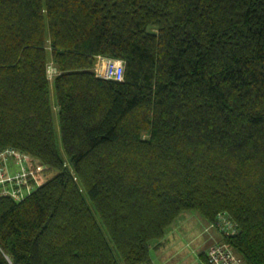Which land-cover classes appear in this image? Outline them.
I'll list each match as a JSON object with an SVG mask.
<instances>
[{
  "label": "trees",
  "instance_id": "16d2710c",
  "mask_svg": "<svg viewBox=\"0 0 264 264\" xmlns=\"http://www.w3.org/2000/svg\"><path fill=\"white\" fill-rule=\"evenodd\" d=\"M6 149L53 176L0 197V264H152L186 213L264 264V0H0Z\"/></svg>",
  "mask_w": 264,
  "mask_h": 264
},
{
  "label": "rangeland",
  "instance_id": "374dc122",
  "mask_svg": "<svg viewBox=\"0 0 264 264\" xmlns=\"http://www.w3.org/2000/svg\"><path fill=\"white\" fill-rule=\"evenodd\" d=\"M100 60L98 59L96 62L99 70L102 68V60ZM50 67L47 75L50 83H52L55 72L51 65ZM50 98L56 142L60 149V133L57 121L58 108L52 90ZM35 162H32V169L36 176V179L33 180V188L53 176V173L48 172L38 162ZM18 169L17 166H13L11 172ZM221 235L224 234L218 230L217 220L213 224H209L195 213H186L172 226L163 240L158 242L159 244L154 249H151L152 264H206L205 252L207 248L214 243H219Z\"/></svg>",
  "mask_w": 264,
  "mask_h": 264
},
{
  "label": "built area",
  "instance_id": "2783aa9c",
  "mask_svg": "<svg viewBox=\"0 0 264 264\" xmlns=\"http://www.w3.org/2000/svg\"><path fill=\"white\" fill-rule=\"evenodd\" d=\"M102 60V61H101ZM102 68L97 66V77L105 80L121 81L123 79L124 65L120 60L101 59ZM30 158L14 149L0 152V197H9L15 201L23 199L31 190L30 182L36 179ZM19 169L11 172V168ZM217 227L224 235H233L235 225L221 214L217 217ZM206 264H246L241 257L236 255L232 248L221 242L210 245L205 252Z\"/></svg>",
  "mask_w": 264,
  "mask_h": 264
}]
</instances>
